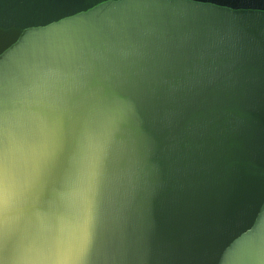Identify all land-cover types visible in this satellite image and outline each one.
<instances>
[{
  "label": "water",
  "instance_id": "obj_1",
  "mask_svg": "<svg viewBox=\"0 0 264 264\" xmlns=\"http://www.w3.org/2000/svg\"><path fill=\"white\" fill-rule=\"evenodd\" d=\"M0 264H264V0H0Z\"/></svg>",
  "mask_w": 264,
  "mask_h": 264
}]
</instances>
